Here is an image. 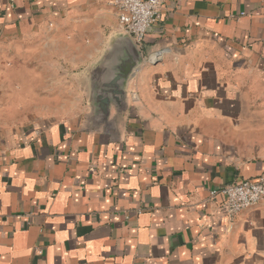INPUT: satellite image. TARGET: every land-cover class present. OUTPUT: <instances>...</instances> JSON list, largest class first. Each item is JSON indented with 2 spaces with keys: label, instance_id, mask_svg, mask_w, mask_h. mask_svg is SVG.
<instances>
[{
  "label": "crops",
  "instance_id": "obj_1",
  "mask_svg": "<svg viewBox=\"0 0 264 264\" xmlns=\"http://www.w3.org/2000/svg\"><path fill=\"white\" fill-rule=\"evenodd\" d=\"M259 176L264 0H162L142 46L112 0H0V264H264V200L211 196Z\"/></svg>",
  "mask_w": 264,
  "mask_h": 264
},
{
  "label": "built area",
  "instance_id": "obj_2",
  "mask_svg": "<svg viewBox=\"0 0 264 264\" xmlns=\"http://www.w3.org/2000/svg\"><path fill=\"white\" fill-rule=\"evenodd\" d=\"M112 3L118 10L122 30L137 45L142 46L147 34L159 21L162 0H112ZM218 195L224 197L223 208L233 218L264 200V176L233 183L211 192L212 197Z\"/></svg>",
  "mask_w": 264,
  "mask_h": 264
},
{
  "label": "water",
  "instance_id": "obj_3",
  "mask_svg": "<svg viewBox=\"0 0 264 264\" xmlns=\"http://www.w3.org/2000/svg\"><path fill=\"white\" fill-rule=\"evenodd\" d=\"M123 34L132 39V37L126 32L123 31ZM156 59L157 58L155 56L154 61ZM139 62L137 63L134 62L133 64L126 65L125 67L122 66L121 69L118 71L119 73L110 82L101 83L98 86L97 95H98V102L100 105L99 108L101 114L104 117H108L109 106L112 101L116 102L117 104L121 103V99L124 96V91L122 90L121 86L133 74L138 64H140Z\"/></svg>",
  "mask_w": 264,
  "mask_h": 264
}]
</instances>
